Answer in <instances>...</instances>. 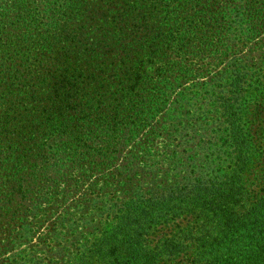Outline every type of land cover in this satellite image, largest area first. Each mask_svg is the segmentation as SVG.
<instances>
[{
	"label": "trees",
	"instance_id": "obj_1",
	"mask_svg": "<svg viewBox=\"0 0 264 264\" xmlns=\"http://www.w3.org/2000/svg\"><path fill=\"white\" fill-rule=\"evenodd\" d=\"M0 264H264V0H0Z\"/></svg>",
	"mask_w": 264,
	"mask_h": 264
},
{
	"label": "rangeland",
	"instance_id": "obj_2",
	"mask_svg": "<svg viewBox=\"0 0 264 264\" xmlns=\"http://www.w3.org/2000/svg\"><path fill=\"white\" fill-rule=\"evenodd\" d=\"M261 124H262V123H261ZM262 129H263V125H260V127L257 128L258 133H261Z\"/></svg>",
	"mask_w": 264,
	"mask_h": 264
}]
</instances>
